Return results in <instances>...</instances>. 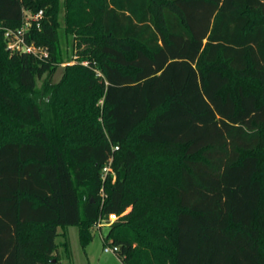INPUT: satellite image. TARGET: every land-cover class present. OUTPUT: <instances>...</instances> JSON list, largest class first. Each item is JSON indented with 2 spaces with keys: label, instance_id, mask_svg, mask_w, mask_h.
<instances>
[{
  "label": "trees",
  "instance_id": "1",
  "mask_svg": "<svg viewBox=\"0 0 264 264\" xmlns=\"http://www.w3.org/2000/svg\"><path fill=\"white\" fill-rule=\"evenodd\" d=\"M56 1L0 0V264H60L58 228L84 247L128 206L121 264H264V0H68L87 65L52 83ZM40 9L49 56L11 53Z\"/></svg>",
  "mask_w": 264,
  "mask_h": 264
},
{
  "label": "rangeland",
  "instance_id": "2",
  "mask_svg": "<svg viewBox=\"0 0 264 264\" xmlns=\"http://www.w3.org/2000/svg\"><path fill=\"white\" fill-rule=\"evenodd\" d=\"M68 0H57V13H58V27H57V45L60 50L61 61L56 67L54 72L49 76L44 74L40 79H37L36 86L40 87L42 81L49 77L50 82H58L66 66L74 63H83L87 65V62L82 57L75 54V40L74 35L68 33L66 30V17L69 14L70 9L67 8ZM88 14L92 16V9L87 7ZM90 18V17H88ZM96 67V66H95ZM95 75H99V71L95 68ZM93 93L87 91L85 93L84 105L82 111L84 116H91L95 114V109L100 108L101 102H95L93 105H88ZM94 111V112H93ZM93 116V115H92ZM71 139L78 141L76 135ZM155 156L162 157L164 153L153 152ZM152 154V155H153ZM113 179L115 178L114 171L112 173ZM131 206H128L126 210L119 215L116 221H121L122 217L131 210ZM87 229V232L91 238L90 242L86 246H82L79 236L80 226H67L64 229L58 228L59 235L56 238L58 245V255L60 258V264H121V260L116 253H106L103 251V247L106 245H112V240L107 238V232L113 225L107 221L104 215H101L96 222L81 224Z\"/></svg>",
  "mask_w": 264,
  "mask_h": 264
},
{
  "label": "built area",
  "instance_id": "3",
  "mask_svg": "<svg viewBox=\"0 0 264 264\" xmlns=\"http://www.w3.org/2000/svg\"><path fill=\"white\" fill-rule=\"evenodd\" d=\"M43 11L40 9L35 13L29 11H24L22 24L16 29H5L4 38L6 41V47L11 53H27L31 54L37 59L43 60L49 56L48 48L44 45L37 44L34 40H29V32L34 25L35 27H40V20L42 18ZM117 149V146L114 147ZM110 163L103 168V175L110 171ZM101 196L103 193L101 192ZM119 218L118 214L110 213L107 216V221L110 223L115 222ZM103 251L106 253H118L119 246L117 245H106L103 247Z\"/></svg>",
  "mask_w": 264,
  "mask_h": 264
}]
</instances>
